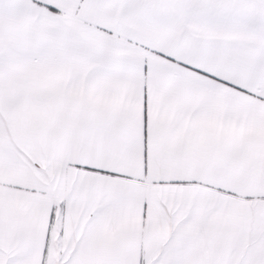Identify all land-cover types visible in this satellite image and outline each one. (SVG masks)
<instances>
[{"label": "snow or ice", "instance_id": "snow-or-ice-1", "mask_svg": "<svg viewBox=\"0 0 264 264\" xmlns=\"http://www.w3.org/2000/svg\"><path fill=\"white\" fill-rule=\"evenodd\" d=\"M0 264H264V0H0Z\"/></svg>", "mask_w": 264, "mask_h": 264}]
</instances>
